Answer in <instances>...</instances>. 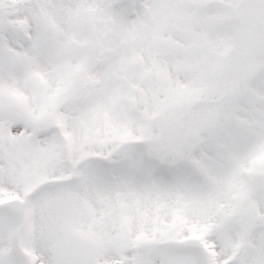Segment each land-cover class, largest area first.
I'll return each instance as SVG.
<instances>
[{"label": "snow or ice", "instance_id": "obj_1", "mask_svg": "<svg viewBox=\"0 0 264 264\" xmlns=\"http://www.w3.org/2000/svg\"><path fill=\"white\" fill-rule=\"evenodd\" d=\"M0 264H264V0H0Z\"/></svg>", "mask_w": 264, "mask_h": 264}]
</instances>
